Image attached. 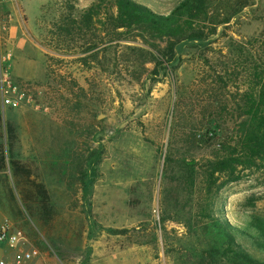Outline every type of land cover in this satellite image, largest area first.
Listing matches in <instances>:
<instances>
[{
    "label": "rangeland",
    "instance_id": "1",
    "mask_svg": "<svg viewBox=\"0 0 264 264\" xmlns=\"http://www.w3.org/2000/svg\"><path fill=\"white\" fill-rule=\"evenodd\" d=\"M97 1L0 0V71L6 66L25 94L18 107L0 98V144L10 124L15 157L32 174L0 172V225L10 222L26 249L40 252L36 264H229L215 252L222 242L198 196L177 188L179 173L163 175L168 156L204 160L235 140L245 95L264 67V0H211L215 16L229 22L205 41L179 44L173 71L155 78L154 64L126 47L144 45H117L101 56L102 67L80 63V47H46L63 11ZM135 1L168 15L183 0ZM21 38L27 51H16ZM232 180L220 177L214 211L247 232L237 242L264 260L249 223L264 218V167L241 166ZM35 184L46 189L50 214L32 199L25 208ZM13 256L0 243V260Z\"/></svg>",
    "mask_w": 264,
    "mask_h": 264
},
{
    "label": "trees",
    "instance_id": "2",
    "mask_svg": "<svg viewBox=\"0 0 264 264\" xmlns=\"http://www.w3.org/2000/svg\"><path fill=\"white\" fill-rule=\"evenodd\" d=\"M211 5V0H183L168 15L155 14L135 0H99L80 11L70 6L46 32L45 45L58 53H73L74 49L80 47L78 53L85 55L78 58L80 63L101 67L104 65L101 56L117 45H144L149 49L138 45L126 47L137 53L144 64H154L150 72L153 78L167 77L173 71L179 44L195 39L205 41L217 35L219 26L229 22L230 18L215 16ZM248 5V2L243 3L241 8ZM261 45L264 62V40ZM47 58L50 56L47 55ZM49 71L52 75V71ZM254 80L256 88L245 95V118L239 125L233 143L224 142L219 154L204 160L182 158L174 162L168 156L163 175L166 180L171 174L179 173L177 188L198 196V210L211 219L222 242L214 251L222 250L221 257L229 264H264V260L237 242L238 235L247 232L233 227L225 218L221 220L214 211L215 199L222 187V183L219 184L220 177L233 181L241 166L248 169L264 167V67L261 72L254 73ZM2 123L0 109V136L3 135ZM13 132V127L8 124L6 144H0V172L10 166L15 177L30 178V169L15 157ZM205 135L201 136V140ZM35 188L36 195H23L25 208L29 210L28 200L32 199L41 213L45 211L50 214L46 189L42 184H35ZM249 223L258 233L254 245L264 252V218L252 216ZM121 233H125V230Z\"/></svg>",
    "mask_w": 264,
    "mask_h": 264
},
{
    "label": "built area",
    "instance_id": "3",
    "mask_svg": "<svg viewBox=\"0 0 264 264\" xmlns=\"http://www.w3.org/2000/svg\"><path fill=\"white\" fill-rule=\"evenodd\" d=\"M9 59L10 54L3 58L4 65ZM0 98L4 107H18L25 101V94L9 76L6 66L0 71ZM0 243L5 244L14 252L12 258L1 259L0 264H36L40 256L37 249H26L21 237L8 221L0 225Z\"/></svg>",
    "mask_w": 264,
    "mask_h": 264
},
{
    "label": "crops",
    "instance_id": "4",
    "mask_svg": "<svg viewBox=\"0 0 264 264\" xmlns=\"http://www.w3.org/2000/svg\"><path fill=\"white\" fill-rule=\"evenodd\" d=\"M20 12H21L20 7L19 6L15 7V16H17V18L20 16ZM17 33H18V27L15 26L14 28H11V36H10L11 39H15ZM15 46L17 47L16 51L18 52L27 51L25 48V40L22 38L20 40L15 41Z\"/></svg>",
    "mask_w": 264,
    "mask_h": 264
}]
</instances>
